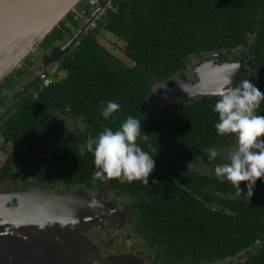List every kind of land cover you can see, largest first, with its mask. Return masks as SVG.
<instances>
[{"label": "trees", "instance_id": "obj_1", "mask_svg": "<svg viewBox=\"0 0 264 264\" xmlns=\"http://www.w3.org/2000/svg\"><path fill=\"white\" fill-rule=\"evenodd\" d=\"M82 23L71 11L41 45L49 47ZM101 29L125 44L131 64L99 41ZM242 48L249 67L243 79H250L264 92V0H112L95 27L83 33L62 60L71 80L40 90L38 99L19 102L5 132L27 139L31 150V135L45 134L49 120L56 118L49 96L63 94L62 107L69 103L85 115L87 127L84 132L73 129L70 133L60 127L52 140L56 169L69 171L70 188L80 184L103 198H123L128 213L141 224L137 231L156 251L154 264H219L243 257L245 264H264V181L261 186L255 184L250 197L247 182H241L244 190L238 192L207 168L214 162L208 158L210 148L217 149L216 159L221 156L222 139L214 127L219 97L154 108L148 99L153 85L179 74L193 55ZM32 63L30 55L24 64ZM22 67L6 82L23 75ZM108 101L118 102L121 108L106 120L101 102L106 105ZM257 114L264 115V102ZM128 116L141 121V134L147 139L138 143L155 160L149 183L93 182L94 156L81 155L80 145L104 127L118 129ZM59 148L63 152L57 154ZM194 162L200 170L191 169ZM31 164L23 163L33 168ZM144 228L156 229L159 235L149 239L150 230ZM168 252L177 260L164 259Z\"/></svg>", "mask_w": 264, "mask_h": 264}, {"label": "water", "instance_id": "obj_2", "mask_svg": "<svg viewBox=\"0 0 264 264\" xmlns=\"http://www.w3.org/2000/svg\"><path fill=\"white\" fill-rule=\"evenodd\" d=\"M82 0H0V85L18 70L42 41L75 10ZM110 3L103 0L96 7L74 40L87 29ZM94 6V5H93ZM74 40L55 47L45 54L46 61H59ZM199 79L190 80L185 73L160 87L158 98L164 105L183 103L191 98L213 95L232 80L239 84L248 73L244 60L217 62L204 60L195 66ZM29 83L19 94L35 84ZM110 202L91 195L85 188L67 193L56 187L39 185L25 190H13L0 185V264H66L52 255L49 246L57 228L70 230L76 236L81 224H97L93 209L110 208ZM114 206V205H113ZM116 208V207H115ZM114 211V209H111ZM75 228V229H74ZM60 239V237H58ZM58 246V245H52ZM220 264H243L230 260Z\"/></svg>", "mask_w": 264, "mask_h": 264}, {"label": "flooded vegetation", "instance_id": "obj_3", "mask_svg": "<svg viewBox=\"0 0 264 264\" xmlns=\"http://www.w3.org/2000/svg\"><path fill=\"white\" fill-rule=\"evenodd\" d=\"M102 1L103 0H82L77 5L78 11L76 12L82 19L83 23L81 27L76 31H72L71 33L66 32L67 34L64 35L63 39H58L54 41L47 48L41 45V43L39 47L35 50V52L31 54V59L33 63L29 66L23 63V72L21 73L23 75H15L16 79H12L10 80V82L7 83L6 81H8V78L10 77L9 76L7 80H5L0 85V185L4 184L5 186L13 190L31 189L32 187H36L39 185L56 187L57 189L67 193L76 192L81 187L87 190L85 186L80 184L78 186L76 185L73 188H70L67 183L69 171L64 170L63 172H61L60 170L56 169L57 164L53 160L56 155V151L55 145L52 140H55V135L59 131L60 127L65 126L69 133L73 131V129L84 132L87 127V125L85 124V115L78 114L77 112H75L69 103L66 104V108L62 107L61 101L63 100L61 96L63 97V94L53 93V96H49L50 101H48V104H54L56 118H51L49 120L47 124V134L45 133L42 135H37L38 133L34 132L35 135H31V141H33L34 143V147H32L31 150L29 149L30 142L27 139L18 138L17 134L13 137L8 136L7 132H5V127L9 122L12 113L15 112V108L19 102L24 101V99H26L27 101H30L32 98L38 99L40 95H42V92L40 90L49 89L52 86L56 87V85L60 83H67L71 80V78L68 76L67 70L62 65V60L67 56L71 48L79 42V39L81 38L83 33H85L89 28L95 27V21L101 18V15L104 14L106 8L110 6V3H108V5L104 7V9L99 13V15L94 19V21L91 22V24L78 37V39L74 40V36L79 32V30H81L85 26L86 21L90 19V16H92L96 7L100 8L102 6ZM111 1L112 0H110V2ZM72 40H74L72 46L68 49L64 56L61 57L59 61H57L56 59L52 62L43 59L45 54H51L53 48L64 46ZM245 50V48H242L240 50H233L231 52L210 51L193 55L188 66L181 72H179V74L172 76L170 79L162 83L159 82V84L157 83L153 85L151 94L148 98L150 107L154 108L159 104L164 105L158 98L160 87L169 81L171 83H175L177 81V77L182 73H185V75L190 80L197 81L199 77L198 73L195 71V66L201 62H204V60L211 59L223 63L228 61H239L240 59H243L244 65L248 69L249 73V67L247 64L246 56L242 54V51ZM17 71H15L13 74L18 73ZM36 79L37 81L34 85H32L28 92L19 94L23 86L32 83ZM214 96L216 95H204L199 98L193 97L190 101L175 104L191 103L195 99H204L206 97ZM58 98H60L61 100ZM39 137L41 138V141H39ZM219 137L222 139V142L219 145V151L221 153V156L219 159L214 160L211 165H207L209 173L213 174L216 178L217 176L214 171L215 166L217 164L228 162L227 154L236 147L237 140L235 134L220 135ZM64 146L65 143L62 147ZM59 150L60 152H58L57 154L63 152L61 148H59ZM23 160H26L27 162L30 161L31 163H33L31 164L33 168H30L27 165L24 166L23 163H25L26 161ZM35 160L40 161L35 163ZM201 160L202 159H200V161ZM194 164L195 166H192ZM190 166H192L191 169L193 171H198L201 169V167L195 162ZM262 181H264V178L257 180L256 185L261 184ZM89 193L93 196L105 200L106 202L112 203V205L107 206L110 207L108 209L96 208L92 210L93 214L98 215L96 216V218H94L96 219L97 224H93V226H98L99 228L93 227L91 231L90 225L88 233H85V235H87L88 243L90 245H92V241L96 244V247L94 245L92 246L94 248H97V250L99 251V255H101L99 259H101V261L93 260V258L88 257L87 260L89 264H110L113 260V257L120 254H124L126 256L133 255L135 257L130 259H138L137 262L128 261L127 264H154V262H156V260L158 259L156 251L148 243V239L144 238L137 231L141 224L137 222L136 217H133L128 213V207L124 202V199L120 197L114 198L113 196L103 198L100 197L99 194L91 192ZM260 193L261 192H258L256 195H259ZM111 209H114V211H112ZM216 209L219 211H224V209L221 208ZM144 229L150 230L148 236L149 239L159 235V232L156 229ZM78 230V232H80V229ZM173 255V252H168L163 258L169 260H177L173 257ZM234 261H241L243 262V264H245L246 258L243 257Z\"/></svg>", "mask_w": 264, "mask_h": 264}, {"label": "clouds", "instance_id": "obj_4", "mask_svg": "<svg viewBox=\"0 0 264 264\" xmlns=\"http://www.w3.org/2000/svg\"><path fill=\"white\" fill-rule=\"evenodd\" d=\"M214 95L219 97L214 105L218 113L214 125L217 134H235L237 138L236 147L227 154L228 162L217 164L215 174L222 182L229 181L238 192L244 190L241 182H247V194L251 197L257 180L264 178V115L257 114L264 102V92L250 79L242 78L236 86L232 80L227 81ZM101 105V115L106 120L121 108L114 101ZM141 129V121L128 116L118 129L104 127L97 136L90 135L86 144L80 145L81 155L89 152L94 156L93 182L117 179L121 183H149L155 160L138 143L141 138L147 139ZM218 155L216 148L208 150L209 160H216Z\"/></svg>", "mask_w": 264, "mask_h": 264}, {"label": "rangeland", "instance_id": "obj_5", "mask_svg": "<svg viewBox=\"0 0 264 264\" xmlns=\"http://www.w3.org/2000/svg\"><path fill=\"white\" fill-rule=\"evenodd\" d=\"M75 12L78 11L77 6ZM93 26V25H92ZM99 41L105 45L113 54L118 56L120 59L124 60L126 63L131 64V60L127 58V56L124 53L125 44L119 40L115 35L112 33L106 31L105 29L100 30L99 35ZM64 75V74H62ZM93 226L91 225V231ZM79 228L80 232H74L76 233L74 235H71L72 232L70 230H64L57 228L56 231H54L53 236L51 237L54 244L52 245H58V246H49V250L52 253L53 256L58 257L59 260H63L66 264H89L87 258H93V260H100L99 251L97 248H94L92 245L96 247V244L92 241V245L88 243V238L85 233H88V227H82L80 224L79 227H76V229ZM75 229V228H74ZM79 231V230H77ZM84 231V232H83ZM84 234H83V233ZM103 232V231H102ZM90 236V234H89ZM60 237V239L58 238ZM119 256V257H117ZM135 256H126L124 254L116 255L113 257V260L110 264H127L129 262H137L138 259L133 260L130 258H134ZM107 260V259H105ZM138 264V263H135Z\"/></svg>", "mask_w": 264, "mask_h": 264}]
</instances>
